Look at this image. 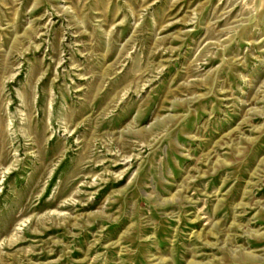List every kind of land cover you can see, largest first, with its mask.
<instances>
[{"label":"rangeland","instance_id":"374dc122","mask_svg":"<svg viewBox=\"0 0 264 264\" xmlns=\"http://www.w3.org/2000/svg\"><path fill=\"white\" fill-rule=\"evenodd\" d=\"M0 264H264V0H0Z\"/></svg>","mask_w":264,"mask_h":264}]
</instances>
